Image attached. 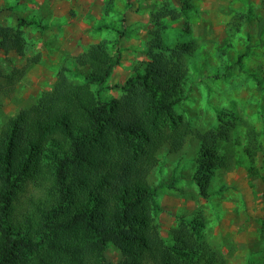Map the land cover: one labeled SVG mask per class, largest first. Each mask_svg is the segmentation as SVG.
<instances>
[{
  "label": "trees",
  "instance_id": "trees-1",
  "mask_svg": "<svg viewBox=\"0 0 264 264\" xmlns=\"http://www.w3.org/2000/svg\"><path fill=\"white\" fill-rule=\"evenodd\" d=\"M181 4L183 11L191 5ZM169 13L173 20L181 14ZM256 21L260 33L264 18ZM160 32L151 33L156 57L135 66L122 83H108L121 61L118 33L113 43H97L94 54L74 57L86 69L81 83L62 68L37 103L1 123L0 264H109V245L121 254L114 264H224L203 237L201 216L182 220L168 240L154 222L160 185L149 175L162 149L177 153L189 137L199 142L193 179L203 197L215 172L243 164L223 145L236 126L225 120L230 114L222 111L216 128L202 131L177 112L198 44L185 30L177 29L173 39ZM26 46L21 30L0 26L3 54L22 56ZM38 62L36 55L11 74L0 71V96L12 99L17 81ZM110 90L119 98L106 97ZM243 153L252 158L249 147ZM246 170L261 174L255 165ZM251 264H264V256Z\"/></svg>",
  "mask_w": 264,
  "mask_h": 264
},
{
  "label": "rangeland",
  "instance_id": "rangeland-1",
  "mask_svg": "<svg viewBox=\"0 0 264 264\" xmlns=\"http://www.w3.org/2000/svg\"><path fill=\"white\" fill-rule=\"evenodd\" d=\"M181 2L0 0V26L18 28L27 42L22 56L0 51V71L11 74L39 55V62L17 81L13 98L0 96V125L20 108L37 103L62 68L69 70L70 80L81 83L86 69L77 66L74 57L94 54L102 35L112 43L118 33L123 35L121 61L112 83L108 80L111 85L122 83L135 66L156 57L158 50L150 44L155 29L170 39L177 29L185 30L198 48L188 62L187 98L177 112L202 131L216 128L222 111L230 114L225 120L234 119L236 126L223 145L243 164L215 172L203 197L193 179L199 142L189 137L177 153L162 149L149 175L151 184L160 185L154 222L168 240L170 230L182 220L201 216L203 237L224 264H251L264 256V29L259 33L256 21L264 18V0H189L185 11ZM172 10L181 13L174 20ZM4 83L0 78V86ZM104 95L119 98L120 92ZM246 147L252 158L245 157ZM249 165L259 169V177L248 174ZM105 257L114 264L121 254L109 245Z\"/></svg>",
  "mask_w": 264,
  "mask_h": 264
},
{
  "label": "crops",
  "instance_id": "crops-1",
  "mask_svg": "<svg viewBox=\"0 0 264 264\" xmlns=\"http://www.w3.org/2000/svg\"><path fill=\"white\" fill-rule=\"evenodd\" d=\"M98 28H99V27H98ZM103 38H104V35H102L101 40H100L99 42H101V41H109V40H105V39H103ZM121 39H122V38H121ZM99 42H98V43H99ZM116 68H117V67H116ZM116 68H115V69H116ZM115 69H114V72H115ZM114 74H115V73L112 72V74H111V76H110V78H109V80H110L109 82H110V83H112V82H111V80H112L111 78H113ZM114 81H115V80H114Z\"/></svg>",
  "mask_w": 264,
  "mask_h": 264
}]
</instances>
